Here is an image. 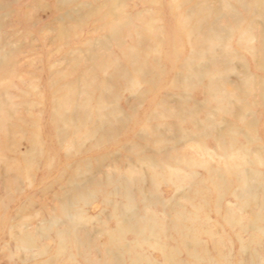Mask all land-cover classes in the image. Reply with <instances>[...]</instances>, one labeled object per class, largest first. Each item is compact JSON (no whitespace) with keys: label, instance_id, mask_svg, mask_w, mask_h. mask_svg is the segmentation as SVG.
<instances>
[{"label":"rangeland","instance_id":"obj_1","mask_svg":"<svg viewBox=\"0 0 264 264\" xmlns=\"http://www.w3.org/2000/svg\"><path fill=\"white\" fill-rule=\"evenodd\" d=\"M0 264H264V0H0Z\"/></svg>","mask_w":264,"mask_h":264},{"label":"bare ground","instance_id":"obj_2","mask_svg":"<svg viewBox=\"0 0 264 264\" xmlns=\"http://www.w3.org/2000/svg\"><path fill=\"white\" fill-rule=\"evenodd\" d=\"M177 30V29H176ZM244 183V182H243Z\"/></svg>","mask_w":264,"mask_h":264}]
</instances>
